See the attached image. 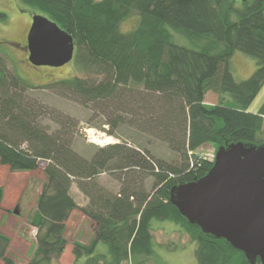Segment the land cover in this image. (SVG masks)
Here are the masks:
<instances>
[{
    "label": "trees",
    "instance_id": "16d2710c",
    "mask_svg": "<svg viewBox=\"0 0 264 264\" xmlns=\"http://www.w3.org/2000/svg\"><path fill=\"white\" fill-rule=\"evenodd\" d=\"M20 1L73 37L75 63L103 76L100 82L74 77L39 88L84 106L135 107L131 111L149 131L166 136L182 156L179 163H168L120 144L99 149L91 159L80 156L72 147L74 119L34 98L29 90L37 87L9 72L5 53L0 57V164L12 172H32L44 163L45 182L32 218L37 245L27 264H50L63 255L67 223L76 210L91 220L93 237L73 243V264H146L156 254L154 220L172 222L187 233L196 244L198 264H251L229 242L182 216L171 192L211 170L214 161L203 152L209 143L217 149L237 143L264 146V104L257 114L247 112L264 84V0H240V9L236 0ZM135 13L139 25L121 32L120 25ZM167 27L206 41L204 48L174 43ZM237 51L258 65L242 82L231 71ZM138 88L139 93L133 91ZM209 93L221 97L217 104L206 103ZM225 94L238 108L221 102ZM117 172L116 194L95 182ZM75 182L89 199L86 207L72 195ZM3 199L0 187V210ZM10 242L0 233L3 264H16L7 256Z\"/></svg>",
    "mask_w": 264,
    "mask_h": 264
},
{
    "label": "rangeland",
    "instance_id": "374dc122",
    "mask_svg": "<svg viewBox=\"0 0 264 264\" xmlns=\"http://www.w3.org/2000/svg\"><path fill=\"white\" fill-rule=\"evenodd\" d=\"M236 8H241V1L236 0ZM0 14H5L6 19L0 18V57L5 56L6 66L9 72H16L31 87H45L46 85L67 79L82 78L92 82H100L103 76L99 73L82 69L75 59L64 67H36L28 61V48L26 35L32 23V17L36 12L20 0H0ZM140 22L137 13L120 25L123 33L133 31ZM172 35V41L180 46L189 49L201 50L206 41L187 38L180 32L167 27ZM256 59L242 52H235L231 60V71L237 82L249 79L257 70ZM29 90V93L38 98L49 109H55L62 114L72 117L75 121L73 149L80 156L91 159L99 149L120 144L125 149H136L143 153H149L151 157L162 159L168 163H179L181 154L176 153L166 136L159 131H149L144 125L143 119H139L135 107H107L100 103H90L84 106L76 99L67 98L55 93L48 88ZM139 90V91H138ZM133 90L140 92L141 88ZM221 99L214 93L206 96V103L215 105ZM224 105L238 108L237 103L229 95L222 96ZM264 104V84L254 101L248 107L247 112L257 114ZM52 109V110H53ZM132 110V111H131ZM44 123H47L44 120ZM95 130V134L113 137L115 143L99 145L91 141L89 130ZM104 138V137H103ZM211 160H215L218 151L214 144H207L203 147ZM43 163L32 172H12L7 166L0 164V187L4 189V199L0 210V233L10 238V246L7 256L16 264H27L37 245V229L32 224V218L37 211V197L41 192L45 176ZM117 173H104L95 179L101 187H105L111 193H118L120 182L117 180ZM152 178L146 180L147 190L150 188ZM72 195L80 207H86L89 199L79 190L75 182L71 188ZM90 219L75 211L67 223L66 239L68 246L60 257L52 259L50 264H73L74 256L72 248L74 242L88 243L93 237V227ZM159 226L167 225L180 229L178 225L169 221L154 220ZM154 224V225H155ZM163 231L155 232L156 241L164 243L167 239L162 236ZM181 245L174 241L168 246H156V254L150 264H196V244ZM103 245H100L101 247ZM198 263V262H197ZM0 264H3L0 260Z\"/></svg>",
    "mask_w": 264,
    "mask_h": 264
},
{
    "label": "water",
    "instance_id": "95a60500",
    "mask_svg": "<svg viewBox=\"0 0 264 264\" xmlns=\"http://www.w3.org/2000/svg\"><path fill=\"white\" fill-rule=\"evenodd\" d=\"M27 48L33 66L54 68L69 64L76 50L73 37L42 14L32 17ZM171 202L205 234L226 240L251 264H264L263 145L220 147L211 170L173 188Z\"/></svg>",
    "mask_w": 264,
    "mask_h": 264
},
{
    "label": "crops",
    "instance_id": "0c3cea01",
    "mask_svg": "<svg viewBox=\"0 0 264 264\" xmlns=\"http://www.w3.org/2000/svg\"><path fill=\"white\" fill-rule=\"evenodd\" d=\"M91 226L93 225L91 220H90V223ZM153 222L152 223V226H153V236H154V239H155V242H156V246H168L170 243H173L174 241L178 242L179 244L181 245H189V243L193 244L192 247H194V243L191 241L189 235L187 233H185L182 229H176V228H172L171 226H167V225H162V226H159L158 224H155ZM157 230H162L163 233H162V236L163 237H166V241L164 243H158L156 241V237H155V232ZM151 261H148L146 264H150ZM183 264V262H182ZM192 264H194L192 262ZM196 264H198L196 262Z\"/></svg>",
    "mask_w": 264,
    "mask_h": 264
},
{
    "label": "bare ground",
    "instance_id": "6f19581e",
    "mask_svg": "<svg viewBox=\"0 0 264 264\" xmlns=\"http://www.w3.org/2000/svg\"><path fill=\"white\" fill-rule=\"evenodd\" d=\"M89 135H90V138H91V141L94 142V143H97V144H101V145H104V144H112V143H115V140L113 137H107V136H104L102 135L103 137L101 138V136L95 134V130H89Z\"/></svg>",
    "mask_w": 264,
    "mask_h": 264
},
{
    "label": "flooded vegetation",
    "instance_id": "af4514ba",
    "mask_svg": "<svg viewBox=\"0 0 264 264\" xmlns=\"http://www.w3.org/2000/svg\"><path fill=\"white\" fill-rule=\"evenodd\" d=\"M31 26V25H30ZM28 32H29V30H28ZM27 36H28V33H27V35H26V45H27ZM28 58V57H27ZM30 63V62H29ZM32 65V64H31Z\"/></svg>",
    "mask_w": 264,
    "mask_h": 264
}]
</instances>
